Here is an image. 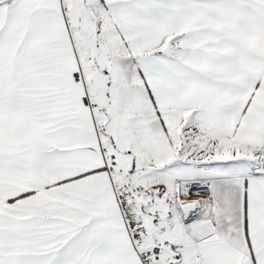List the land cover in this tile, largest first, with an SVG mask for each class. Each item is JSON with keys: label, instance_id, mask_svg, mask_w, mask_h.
I'll return each mask as SVG.
<instances>
[{"label": "snow or ice", "instance_id": "6c2138e0", "mask_svg": "<svg viewBox=\"0 0 264 264\" xmlns=\"http://www.w3.org/2000/svg\"><path fill=\"white\" fill-rule=\"evenodd\" d=\"M0 264H264V0H0Z\"/></svg>", "mask_w": 264, "mask_h": 264}]
</instances>
